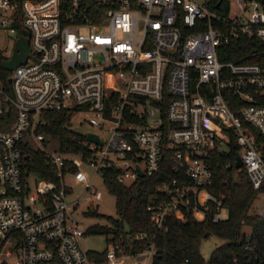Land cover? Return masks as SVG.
<instances>
[{"label": "built area", "instance_id": "obj_1", "mask_svg": "<svg viewBox=\"0 0 264 264\" xmlns=\"http://www.w3.org/2000/svg\"><path fill=\"white\" fill-rule=\"evenodd\" d=\"M234 1L236 12L223 14L205 0H0V23L25 29L30 47L24 62L0 72V114L12 118L0 129V264H151L152 239L130 251L110 238L102 259L82 246L66 174L84 184L93 204L102 195L91 183L95 173L104 180L112 167L116 181L131 183L155 172L167 147L174 174L156 184L146 204L152 231H136V239L166 230V216L183 218L187 209L200 219L223 218L222 195L208 184L212 151L231 137L237 169L261 187L264 158L254 130L264 134V63L245 58L264 56V6ZM242 36L256 46L220 58ZM55 110L70 123L80 110L101 141L86 139L84 156L60 151L58 140L48 148L52 135L39 127ZM26 145L44 152L58 181L23 171ZM250 209L264 220V204ZM244 248L248 264H264V243L248 231Z\"/></svg>", "mask_w": 264, "mask_h": 264}, {"label": "trees", "instance_id": "obj_2", "mask_svg": "<svg viewBox=\"0 0 264 264\" xmlns=\"http://www.w3.org/2000/svg\"><path fill=\"white\" fill-rule=\"evenodd\" d=\"M205 1L212 10L223 14L229 11V0ZM261 1L264 6V0ZM178 24L183 31L188 30L181 20H178ZM254 46H256L254 41L242 36L238 42L228 43L227 54H221L220 58L235 57ZM4 57L6 56L0 52V60ZM245 59L264 63L262 54L250 55ZM2 69L0 66V72ZM258 97L261 102H264V92ZM49 114L53 118L39 128L57 138L58 149L64 153H82L83 156L88 154L85 134L70 125L66 114L60 110ZM11 121L10 113L0 114V129L8 128ZM254 131L264 158V134ZM238 148L236 140L231 137L227 148H216L212 151L216 166L208 187L222 195L223 202L227 206L226 217L214 221L208 215L200 219L187 209L183 218L166 216V230H160L154 236L143 239L133 238L136 231H152L146 204L156 184L174 174L171 169L170 152L166 147L160 167L155 172L140 176L131 183L124 184L116 181L115 169L104 168L103 181L107 189L115 196L118 216L110 218L109 224H91L86 231L110 234L107 239L120 240L124 249L130 251L143 249L152 239L155 246L151 264H248L244 248L247 232L242 230L241 226L242 223H248L251 238L264 243V220L250 209L257 192L264 191V181L261 187L254 188L244 168L237 169L234 160ZM24 152L23 171H34L38 176L58 181V177L54 174V166L48 161L44 152L31 145L24 146ZM210 234L222 237L223 241L215 245L208 258H205L199 249V244ZM105 252L106 247L102 250L90 249V254H94L97 259L104 258Z\"/></svg>", "mask_w": 264, "mask_h": 264}, {"label": "rangeland", "instance_id": "obj_3", "mask_svg": "<svg viewBox=\"0 0 264 264\" xmlns=\"http://www.w3.org/2000/svg\"><path fill=\"white\" fill-rule=\"evenodd\" d=\"M196 2L202 3L204 0H195ZM230 13L234 14L238 9L234 0H229ZM4 14L0 6V16ZM19 25H2L0 23V52L4 56H9L12 52L15 38L19 34ZM70 125L76 130L84 133L89 129H96V127L82 118V112L80 110H75L71 117ZM103 137L106 133L100 131ZM48 148L54 149L57 146V138L52 136L50 142L48 143ZM82 167L91 174L93 167L88 162H83ZM65 182L71 186L72 190L67 192V199L78 198V205L72 211L74 217L80 221L81 226L85 232L80 236V242L83 247L87 249L102 250L107 246V236L104 232H87L91 224H109L110 218H116L118 216L116 206H115V196L111 193L105 184L103 183L102 177L99 173H95L91 179V183L97 189H100L102 195L92 201L93 204L89 205V200L87 193L85 191V186L81 182H76L70 174L65 175ZM264 204V191H259L257 196L253 200L251 207L259 209ZM222 217L227 216V207H223L220 211ZM242 230L249 231L250 225L248 223H242ZM223 238L216 234H210L209 236L203 238L199 244V249L205 258H208L211 250L218 243L222 242Z\"/></svg>", "mask_w": 264, "mask_h": 264}, {"label": "water", "instance_id": "obj_4", "mask_svg": "<svg viewBox=\"0 0 264 264\" xmlns=\"http://www.w3.org/2000/svg\"><path fill=\"white\" fill-rule=\"evenodd\" d=\"M218 3V2H217ZM29 41H28V32L25 29L20 30V34L15 38L12 52L9 57L0 60V66L3 68L11 69L14 68L17 64L22 63L26 60L29 53ZM86 139H93L98 142L101 141L99 136L92 131H87L85 134ZM234 164L236 167L241 165V157L237 152L235 154ZM139 173L142 174V170H139ZM142 257V256H140Z\"/></svg>", "mask_w": 264, "mask_h": 264}]
</instances>
